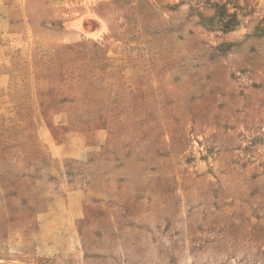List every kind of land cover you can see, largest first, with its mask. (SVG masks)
Listing matches in <instances>:
<instances>
[{"label": "rangeland", "instance_id": "rangeland-1", "mask_svg": "<svg viewBox=\"0 0 264 264\" xmlns=\"http://www.w3.org/2000/svg\"><path fill=\"white\" fill-rule=\"evenodd\" d=\"M0 264H264V0H0Z\"/></svg>", "mask_w": 264, "mask_h": 264}]
</instances>
